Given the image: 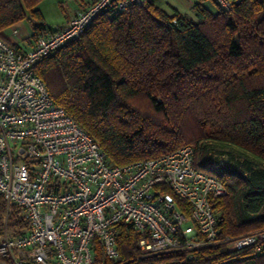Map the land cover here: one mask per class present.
<instances>
[{"label":"trees","instance_id":"trees-1","mask_svg":"<svg viewBox=\"0 0 264 264\" xmlns=\"http://www.w3.org/2000/svg\"><path fill=\"white\" fill-rule=\"evenodd\" d=\"M40 1L0 0V37L13 48L18 45L4 31L22 19L35 20L32 39L53 29L43 22ZM118 1L78 38L36 61L35 73L53 102L99 142L108 162L157 158L192 143L194 166L227 188L226 195L209 197L221 242L192 254L144 256L135 243L138 233L121 223L120 261L264 264V248L238 249L225 239L264 229V0H227V6L195 0L196 20L168 13L154 0L124 10L116 9ZM232 148L259 168L242 160L243 169L205 161L215 150L227 158ZM7 228L16 235L26 223L21 208L7 209L0 194V236ZM94 242L96 261L110 262Z\"/></svg>","mask_w":264,"mask_h":264},{"label":"built area","instance_id":"built-area-1","mask_svg":"<svg viewBox=\"0 0 264 264\" xmlns=\"http://www.w3.org/2000/svg\"><path fill=\"white\" fill-rule=\"evenodd\" d=\"M84 6L53 29L13 48L0 37V194L22 210L26 228L0 236L12 264H105L119 257L118 226L130 223L144 256L193 251L221 242L209 197L227 194L193 164V144L124 165L108 162L98 141L51 99L33 65L78 38L112 0ZM227 6V0H217ZM145 0H119L117 10ZM19 36L16 27L11 28ZM220 163H222L220 161ZM182 202V203H181ZM181 203V204H180ZM234 248H264V229L226 237Z\"/></svg>","mask_w":264,"mask_h":264},{"label":"rangeland","instance_id":"rangeland-1","mask_svg":"<svg viewBox=\"0 0 264 264\" xmlns=\"http://www.w3.org/2000/svg\"><path fill=\"white\" fill-rule=\"evenodd\" d=\"M79 0H41L38 8L40 9L42 16H43V22L48 27L55 28L56 26L59 27L61 24L65 22V13H68L72 10L73 6L77 4ZM82 1V0H81ZM174 12V11H173ZM35 20H29L27 18L22 19L18 21L16 24L13 25V27H16L19 31V36H14L11 33V27L7 28L4 31V35L7 37L8 41L16 44L22 48H28L29 47V40L32 39V33H33V27L32 23ZM192 144V143H191ZM214 151L211 153L206 154L205 161L209 163L210 165L217 166L218 164L223 162V164H228L229 167H235L243 169L245 168L243 165L240 164V160L243 162H246L245 164H252L256 169L259 168V165H257L253 160L249 158L248 161L244 160V154L241 153L240 150L232 148L230 150V156L229 157H221L216 156ZM232 154V155H231ZM234 155V156H233ZM232 156V157H231ZM241 156V157H240ZM243 164V163H242ZM7 234L12 235L14 234L13 228H7ZM218 244V243H217ZM216 245V244H215ZM142 257V256H140ZM120 255L119 257L110 262H104L105 264H122L123 261H120Z\"/></svg>","mask_w":264,"mask_h":264},{"label":"crops","instance_id":"crops-1","mask_svg":"<svg viewBox=\"0 0 264 264\" xmlns=\"http://www.w3.org/2000/svg\"><path fill=\"white\" fill-rule=\"evenodd\" d=\"M154 2L161 9L165 10L168 13H172L173 11H178L180 15L188 19L196 20V16L192 10V5L195 2V0H154ZM83 6H84L83 1L79 0L77 4L73 6L70 12L65 13L64 20L73 16L76 13V11L78 9H81ZM0 264H12V262L0 259Z\"/></svg>","mask_w":264,"mask_h":264}]
</instances>
